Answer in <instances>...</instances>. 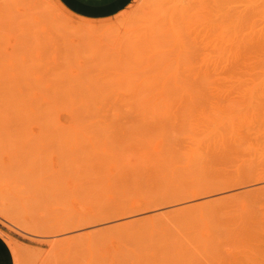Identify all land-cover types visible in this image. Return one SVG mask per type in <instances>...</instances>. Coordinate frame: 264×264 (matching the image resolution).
Here are the masks:
<instances>
[{
    "label": "rangeland",
    "instance_id": "rangeland-1",
    "mask_svg": "<svg viewBox=\"0 0 264 264\" xmlns=\"http://www.w3.org/2000/svg\"><path fill=\"white\" fill-rule=\"evenodd\" d=\"M150 259L264 264V0H0V264Z\"/></svg>",
    "mask_w": 264,
    "mask_h": 264
},
{
    "label": "bare ground",
    "instance_id": "bare-ground-1",
    "mask_svg": "<svg viewBox=\"0 0 264 264\" xmlns=\"http://www.w3.org/2000/svg\"><path fill=\"white\" fill-rule=\"evenodd\" d=\"M163 19V18H162ZM166 19V18H165ZM161 24V23H160ZM164 24V23H163ZM157 25H159V24H157ZM163 28V27H162ZM179 29V28H178ZM171 30V29H170ZM181 32V31H180ZM154 35V34H153ZM161 37H162V35H161ZM164 37H165V34H164ZM173 37V36H172ZM143 39V38H142ZM141 42H143V41H141ZM158 44V43H157ZM138 45V44H137ZM160 47V46H159ZM146 48V47H145ZM142 49H144V48H142ZM148 50V49H147ZM149 51V50H148ZM144 52V51H143ZM145 52H147V51H145ZM150 52V51H149ZM164 52H166V50L164 51ZM163 52V53H164ZM157 55V54H156ZM144 59V58H143ZM159 60V59H158ZM41 69V68H40ZM50 79V78H49ZM113 83V82H112ZM113 85H114V83H113ZM76 104V103H75ZM60 107V106H59ZM21 110V109H20ZM24 110V109H23ZM30 112V111H29ZM38 112V111H37ZM40 112V111H39ZM50 112V111H49ZM24 113V112H23ZM28 113V112H27ZM41 114V113H40ZM39 114V115H40ZM49 116V115H48ZM27 117H30V116H27ZM37 119V118H36ZM30 120H32V119H30ZM52 121H54V120H52ZM150 143V142H149ZM117 146V145H116ZM118 148V147H117ZM125 148H127V147H125ZM172 149V148H171ZM118 151V150H117ZM164 151V150H163ZM169 151V150H168ZM145 152V151H144ZM173 152V151H172ZM140 153H142V152H140ZM149 153V152H148ZM169 154V153H168ZM88 155V154H87ZM124 159V158H123ZM121 162V161H120ZM98 163V162H97ZM85 165V164H84ZM125 166V165H124ZM121 167H123V166H121ZM124 168V167H123ZM89 170V169H88ZM124 170V169H123ZM121 171V170H120ZM69 176V175H68ZM91 183V182H90ZM95 185V184H94ZM229 197V196H228ZM215 201V200H214ZM159 214V213H158ZM243 216V215H242ZM69 219H71V218H69ZM158 220V219H157ZM70 221V220H69ZM155 221H156V219H155ZM160 222V221H159ZM148 224V223H147ZM222 225L224 224V223H221ZM262 225V223H260L259 224V222H258V218H256V217H254L253 215L252 216H250V215H246V216H244V217H241V218H239L238 220H234V221H232V222H230V221H228L227 222V224H224L223 226L222 225H218L217 227H219V228H221L220 230H222V229H224V230H222V232L224 233L225 231H227V232H229V231H232L233 233H242V231H247L250 227H253V226H256V225ZM156 225V224H155ZM167 225V224H166ZM158 226H160V223H159V225ZM145 227V226H144ZM161 227H162V224H161ZM223 227V228H222ZM259 227V226H258ZM151 229V228H150ZM155 229H156V226H155ZM159 229V228H158ZM193 229V228H192ZM251 229V228H250ZM97 230V229H96ZM165 230V229H164ZM214 230H216V229H214ZM219 230V229H218ZM189 231V230H188ZM194 231H196V230H194ZM91 232V231H90ZM95 232V231H94ZM133 232V231H132ZM145 232H146V229H145ZM155 232V231H154ZM171 232V231H170ZM179 232H180V230H179ZM190 232V231H189ZM193 232V231H192ZM204 232V231H203ZM202 232V233H203ZM206 232V231H205ZM212 231H210V233H211ZM218 233H221V234H223L222 232H220V231H217ZM227 232H225V233H227ZM251 231H249V233H250ZM141 233V232H140ZM144 233V232H143ZM194 233V232H193ZM191 233V234H187L186 236H185V233H184V236H182V238L180 237L179 239L178 238H175V237H172L171 235H170V238H164V240L166 239L167 241L169 240V242H167V241H164L163 242V244L166 242L167 244H164V245H167V246H169L170 244L169 243H171L172 242V245H175L176 247H177V250H175V254H171V252H170V254H171V256L173 255V256H176V255H180V253L181 252H183L185 249H188V248H186V247H188V246H190L191 244H196V245H198V244H201V242H202V244L201 245H204V244H206V243H208L209 242V238H208V236H210V235H208L207 234V238H206V235L204 236L205 238H206V240L204 239V238H201L200 236H202V233H200V231H199V233L198 234H196V233ZM81 234V233H80ZM142 234V233H141ZM183 234V233H182ZM205 234V233H204ZM203 234V235H204ZM228 234H230V233H228ZM159 235V234H158ZM165 235V234H164ZM168 235V234H167ZM177 235V234H176ZM175 235V236H176ZM179 235V234H178ZM125 236H126V234H125ZM147 236V235H146ZM231 236H233V235H231ZM234 236H238V235H234ZM233 236V237H234ZM160 237V236H159ZM203 237V236H202ZM220 237V236H219ZM222 237H224V236H222ZM226 237V236H225ZM227 237H228V235H227ZM242 237H243V235H242ZM131 238V237H130ZM175 238V239H174ZM184 238V239H183ZM186 238H187V241H189L188 242V244H190V245H188L187 244V242H186ZM204 239L205 241H207L206 243L204 242V240H200V239ZM216 238V237H215ZM218 238V237H217ZM138 239V238H137ZM141 239V238H140ZM159 239V238H158ZM180 239H182V242L181 241H179ZM130 240V239H129ZM185 240V242H183ZM143 241V240H142ZM145 241V240H144ZM198 241H199V243H198ZM201 241V242H200ZM214 241V240H213ZM213 241H212V244H213ZM211 242V241H210ZM94 243V242H93ZM156 243V242H155ZM154 242H153V244H155ZM183 243H186L188 246H186V245H184L185 246V248L183 247ZM85 244V243H84ZM96 244V243H95ZM100 244V243H99ZM157 244V243H156ZM161 244V243H160ZM160 244H159V246H160ZM169 244V245H168ZM182 244V245H181ZM211 244V243H210ZM141 245V244H140ZM152 245V244H151ZM209 245V244H208ZM207 245V246H208ZM215 246V245H214ZM93 247V246H92ZM153 247V246H152ZM155 247V246H154ZM166 247V246H165ZM170 247V246H169ZM169 247H166V248H169ZM173 247V246H172ZM143 248V247H142ZM151 247H149L148 249H149V251L151 250L150 249ZM140 249V248H139ZM144 249H145V247H144ZM156 249H157V247H156ZM170 249V248H169ZM174 249V248H173ZM172 249V250H173ZM191 249H194V248H190V250ZM202 249V248H201ZM96 250V249H95ZM143 249H141V252H144V251H142ZM98 251V250H97ZM125 251V250H124ZM127 251V250H126ZM146 251H147V249H146ZM154 251V250H153ZM84 252V251H83ZM133 252V251H132ZM132 252L130 251L129 252V256H128V258L131 256V255H133L132 254ZM136 252V251H135ZM155 252V251H154ZM158 252V251H157ZM159 252H161L160 250H159ZM186 252L189 254V251H187L186 250ZM185 252V253H186ZM128 253V252H127ZM145 253V252H144ZM148 253V252H147ZM162 253V252H161ZM173 253H174V251H173ZM185 253L183 254H181V255H185ZM117 254V253H116ZM131 254V255H130ZM137 254V255H136ZM136 254H134L135 256H131V258L133 257V261H134V259L135 258H137L138 259V261H140V262H145L144 260H145V257L147 258V260H146V262L149 260L148 259V257L149 258H152V257H150V254L151 253H149V254H146L147 256H144V257H142L141 258V256L142 255H144V254H141V256H140V252L139 253H136ZM139 254V255H138ZM117 255H119V254H117ZM123 255V254H122ZM126 254H124L123 256H125ZM149 255V256H148ZM152 255V254H151ZM154 255V254H153ZM156 256H157V254H155ZM155 255H154V259H155V261H156V258H155ZM167 255H168V253L167 252H165L164 251V255H162L161 256V259L159 258V260H165V258L166 259H168V257H167ZM181 255L179 256L180 257V259H183L184 257H181ZM190 255V254H189ZM121 256V255H120ZM140 256V257H139ZM171 256H169V257H171ZM172 256V257H173ZM115 257H117L116 255H115ZM119 257V256H118ZM117 257V258H118ZM122 257V256H121ZM188 257V256H187ZM139 258H141V259H139ZM114 259V258H113ZM130 259V258H129ZM144 259V260H143ZM174 259V258H173ZM120 260V259H119ZM126 260H128V259H126ZM132 260V259H131ZM136 260V259H135ZM151 261H149V262H152L151 264H153V262H154V264H155V261L153 260V259H150ZM159 260H157V261H159ZM175 260H176V258H175ZM178 260V259H177ZM190 260V259H189ZM184 261V259L182 260V262ZM191 261V260H190ZM193 261V260H192ZM102 262V261H101ZM126 262V261H125ZM137 262V261H136ZM138 263V262H137ZM135 264V263H134ZM145 264H150V263H145ZM179 264V263H178Z\"/></svg>",
    "mask_w": 264,
    "mask_h": 264
},
{
    "label": "crops",
    "instance_id": "crops-1",
    "mask_svg": "<svg viewBox=\"0 0 264 264\" xmlns=\"http://www.w3.org/2000/svg\"><path fill=\"white\" fill-rule=\"evenodd\" d=\"M133 0H57L69 13L84 19H103L124 10Z\"/></svg>",
    "mask_w": 264,
    "mask_h": 264
}]
</instances>
